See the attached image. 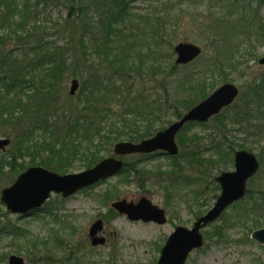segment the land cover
<instances>
[{
  "label": "rangeland",
  "instance_id": "1",
  "mask_svg": "<svg viewBox=\"0 0 264 264\" xmlns=\"http://www.w3.org/2000/svg\"><path fill=\"white\" fill-rule=\"evenodd\" d=\"M75 1L0 0V8L8 18L6 27L13 22L5 33L0 31V49H13L20 56L22 49L33 52L34 48L41 47L40 55L48 54L50 57L63 49L72 64L65 71L59 97L62 104L71 105L76 102L74 96L70 95L72 79L77 78L82 83L86 71H91L92 64L97 67L100 61L90 33H86V38L84 35L82 46L78 42L80 23L77 18L68 16ZM89 1L92 0H80L79 3L82 2V10L90 22H94L100 12L110 9L129 30L132 27L129 23L137 22L133 16L154 13L162 18V26L166 24L169 29L162 50L173 63L177 57L174 47L180 42L199 45L202 53L197 59L202 56L209 59L229 56L232 71L226 69L223 79L219 76L210 79L207 86L209 95L224 83H233L240 88L241 96L248 93L252 100L257 99L248 84L255 80L264 82V63H261L264 58L262 0H117L115 5L113 0H94L96 9L86 6ZM119 10L127 15H119ZM33 24L38 30L25 32L24 27L29 28ZM218 45L228 51L224 54L219 52ZM201 64L195 63L190 68L198 70ZM235 66L238 67L233 71ZM33 73L30 70L27 76ZM3 100L5 102L8 98L1 96L0 102ZM240 102L242 100L234 102L237 107H232L233 103L229 110L221 112L227 114L225 123L214 118L205 122L192 121L202 126L185 133L184 142L189 140L191 144L197 141L206 150L198 166L181 174H166L173 169L174 157L161 153L118 155L114 146L124 140H106L98 145L99 161L109 157L121 160L124 167L119 173L68 197L53 192L41 210L23 216L8 209L1 200V192L14 184L23 171L33 166L32 160L30 157L18 159L15 169H3L0 175V264H8L12 254L22 256L27 264H34L43 257L50 261L53 259V264H76L77 260L79 264H157L162 247L176 227L192 228L194 222L213 207L217 199L214 196L220 193V188L215 190L216 185L219 186L216 177L224 171L234 170V153H228L231 143L224 135L227 134V139L234 143L236 150L240 149L238 144H245L258 157L261 150L264 151V129L261 130L264 110L255 111L257 108L253 107L251 111L255 117L245 120L241 126L238 124L241 119L236 115ZM248 105H242L240 109ZM178 119L172 117L161 130ZM9 131V126L0 123V137H7ZM180 132L176 136L179 153L175 157L184 150L178 142ZM19 143L11 141L5 150H0V157L9 159L6 157L10 150L13 149L14 153L26 144ZM215 146H219L222 152H217ZM54 160L63 161L58 157ZM21 163L24 164L23 168ZM28 163L30 165H26ZM68 164L71 166L72 163ZM84 169L83 165L76 163L68 173ZM142 197L165 210V224L132 221L112 207V202L116 200L138 202ZM97 219L103 220L100 235L106 241L93 246L89 229ZM263 227L264 162L248 182L246 196L202 228L203 245L193 249L184 264H264V243L252 237L255 230Z\"/></svg>",
  "mask_w": 264,
  "mask_h": 264
},
{
  "label": "trees",
  "instance_id": "2",
  "mask_svg": "<svg viewBox=\"0 0 264 264\" xmlns=\"http://www.w3.org/2000/svg\"><path fill=\"white\" fill-rule=\"evenodd\" d=\"M79 1L74 2L68 16L77 18L80 23V45L84 35L86 38V33H90L100 61L97 67L91 65V71L85 70L87 74L82 76L73 105L62 104L59 97L65 71L72 64L63 49L51 57L40 55L41 47L34 48L33 52L22 49L20 56L13 49H0V99L1 96L8 98L0 102V123L9 126L6 135L12 143H26L14 153L13 149L10 150L6 157L9 159L0 157V175L3 169H15V162L26 157L32 160L31 165L61 173H67L76 163L85 168L92 167L101 158L97 151L103 141H140L153 136L169 119L180 118L183 112L206 98L212 77L223 79L226 69L232 71L229 56L212 59L202 56L188 65L173 63L162 50L169 29L166 24L162 26V18L154 13L133 16L137 22H130L132 27L129 30L123 20L116 19L113 9L100 12L95 21L90 22ZM113 3L117 4V0ZM86 6L96 9L97 3L92 0ZM122 10L119 15H127ZM11 22L6 27L8 18L0 8V31L5 33ZM24 29L27 33L38 30L35 24ZM217 47L223 54L228 51L221 45ZM199 62L202 64L198 70L190 68ZM30 70L34 73L27 76ZM248 87L257 99L252 100L248 93L237 98L236 102L242 100L240 107L249 104L245 109L238 107L236 115L241 119L238 123L241 126L245 120L255 117L251 111L253 107L257 108L255 111L264 110V82L251 81ZM235 103L232 107L238 106ZM213 118L225 123L227 114L221 113ZM196 126L202 125L189 123L178 135V142L184 150L174 157L173 169L166 174H181L200 164L206 150L204 145L197 141L184 142L185 133H190ZM224 137L231 143L228 153L233 155L234 143L227 139V134ZM238 147L248 149L245 144H238ZM215 148L222 152L219 146ZM53 157L63 161L57 162ZM259 159L264 162L262 150ZM76 160L79 161L75 163ZM68 163H72L71 166ZM215 190H219L218 185ZM43 258L34 264H53V259Z\"/></svg>",
  "mask_w": 264,
  "mask_h": 264
},
{
  "label": "water",
  "instance_id": "3",
  "mask_svg": "<svg viewBox=\"0 0 264 264\" xmlns=\"http://www.w3.org/2000/svg\"><path fill=\"white\" fill-rule=\"evenodd\" d=\"M174 52L177 55L176 64H187L201 55L202 48L195 43L180 42L175 45ZM261 63H264V58L261 59ZM78 88L79 80L75 78L72 80L70 94L74 95ZM239 92L240 89L235 84L224 83L180 119L159 130L153 137L140 142H117L114 146L115 154H148L160 151L175 156L179 153L176 136L181 129L188 122H205L219 114L223 108L235 101ZM10 142V138L0 137V150H5ZM234 166L235 170L224 171L216 177L221 193L213 207L205 215L200 216L192 228L176 227L163 246L157 264H184L189 253L203 245L201 229L219 218L228 206L246 195L248 180L259 170L260 160L255 153L240 149L234 153ZM123 167L124 163L115 157L105 158L95 166L80 172L67 174H59L42 166H31L18 176L14 184L2 190L1 200L13 213L28 216L41 209L53 191L62 193L65 197L73 195L82 188L117 174ZM112 207L126 214L130 220L154 221L159 224L167 222L165 210L146 197H142L138 202L120 199L112 202ZM102 229V219H98L90 227L89 234L94 246L104 244L106 241L105 237L98 236ZM252 236L264 243V227L255 230ZM9 264L27 263L22 256L13 254L9 257Z\"/></svg>",
  "mask_w": 264,
  "mask_h": 264
}]
</instances>
